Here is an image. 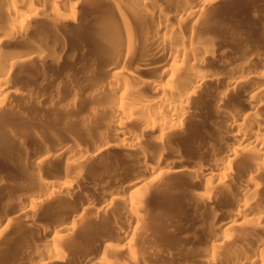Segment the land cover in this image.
I'll use <instances>...</instances> for the list:
<instances>
[{
  "label": "bare ground",
  "instance_id": "1",
  "mask_svg": "<svg viewBox=\"0 0 264 264\" xmlns=\"http://www.w3.org/2000/svg\"><path fill=\"white\" fill-rule=\"evenodd\" d=\"M78 1L0 0L5 8L0 16V113L6 111L7 97L17 92L12 81L17 65L46 62L57 53L76 56L73 49H66L61 34L64 38L56 34L48 37L50 41L26 35L33 19L54 25L63 20L77 23ZM213 1L86 0L89 13L101 17L82 30L87 42L83 46L89 50L77 52V65L81 70L97 66L98 76L87 78L102 85L91 94L103 102L97 113L111 134L90 148L81 146L80 138L68 136L46 145L41 141L40 151L22 153L20 168L37 172L22 173L28 178L22 188L28 191L16 197L17 207L1 206V258L14 253L20 264H123L106 257L107 251L121 245L100 234L102 228L96 226L101 219L123 215L125 230L115 226L113 232L122 241L136 235L142 226L139 212L151 189L188 176L195 187L183 199L200 198L209 204L208 218L190 217L193 224L207 228L203 241L208 264H264V48L256 44L244 49L245 42L233 50L231 40L236 34L225 28L224 18L225 23L211 12ZM63 9L69 15L61 14ZM6 45L12 46L6 49ZM44 70L33 71L45 75ZM198 112L205 114L203 120ZM214 116L224 118V124H213ZM206 120L210 129L201 125ZM143 136L156 146L144 149ZM173 137H184L189 149L205 147L207 163L200 157L196 160L188 149L170 146L175 144ZM111 150L122 161L136 160L146 174L121 179L120 172H112L111 182L100 186L102 192L86 195L81 186L88 164H97L98 157ZM44 159L50 167L46 172L41 170ZM54 162L58 166H51ZM70 196L75 202H62ZM215 200H221L225 210L211 207ZM46 202L56 205L48 221L39 212ZM20 223L39 233L17 246ZM91 231L97 233L90 235ZM82 237L88 244L82 245ZM129 254L134 260L129 264H146L145 256L131 250Z\"/></svg>",
  "mask_w": 264,
  "mask_h": 264
},
{
  "label": "rangeland",
  "instance_id": "2",
  "mask_svg": "<svg viewBox=\"0 0 264 264\" xmlns=\"http://www.w3.org/2000/svg\"><path fill=\"white\" fill-rule=\"evenodd\" d=\"M213 2L215 4L213 3L214 7L210 8L211 12L214 11L215 17L219 19L221 17L220 20L222 22L225 23L226 21L225 28L227 26L230 28V32L234 30L232 33L236 34L234 35L236 37L231 40V48L233 47V50L238 48V46H244L245 42L246 46L244 49L246 47L251 48L256 44L264 48V38H262L264 35V0H214ZM85 3L86 0H80L75 6V10L77 9L76 7L78 9L74 13L80 18L77 23L63 20L54 25L45 19H36V21L33 19L28 27L26 38L38 36L39 39L45 38L50 41L52 36L61 34L65 37V43H68L66 49H73L76 52V56L79 50L88 51L89 49L87 48L89 47H84L87 42L83 39L85 36H83L82 30L85 32L86 29L91 28L92 24H95V20L97 24L101 14L89 13L91 8L87 10L88 7L84 5L88 6V4ZM93 6L99 7L98 4H93ZM2 8L1 5L0 16L5 14V8L4 11ZM60 12L65 14V16L70 13V11L64 9ZM83 14L85 19H81ZM1 30L5 31L6 27L2 26ZM238 32L241 33L242 38H239L241 36H238ZM258 34L260 35L258 36ZM63 36L61 38H64ZM48 37L51 38L49 39ZM82 39L84 43L80 42ZM240 41H243V43L241 44ZM247 44L249 45L247 46ZM11 46L6 45L5 48H11ZM57 54L61 56L59 53ZM57 54L53 55L52 58L50 57V60L46 62H37V60L34 62L32 60V62H22L13 71L12 81L13 86L17 88V92L7 97L4 102L6 111L0 113V147L2 146L5 149L0 151L1 217L3 216L2 204L17 207L18 203H16V200H18L20 193L28 191L22 188L24 181L28 179L24 175L25 171L32 175L36 171L32 169L22 170L20 168L19 162L24 151H40L42 145H39L41 144L39 142L43 141L46 145L47 142L49 144V141H53L52 139H55L54 141L56 142L57 137L58 141H64L61 139L65 138L67 140L69 137L76 136V138H80L81 146L88 145L87 147L89 148L90 146H96L97 143L100 144V140L104 141L107 133L108 137H110V131L108 128L105 129V125L102 124V117L97 113V110L103 106V102L95 97L94 99L91 94L96 90L99 91L97 88L101 90L102 85L100 86L98 82L90 83L88 79L89 76L91 78L98 76L97 66L93 68L84 67L83 71L81 70L82 68H78V56L71 57L64 54L61 56L62 58H58ZM38 68H44L46 74H36L35 72ZM243 98L245 97L242 95L241 99ZM198 114L200 115V112ZM204 115L203 112L200 115L202 120ZM210 121L215 125L224 124V118L222 117L214 116ZM207 123V120L202 122L201 125L204 129H210L211 124ZM127 128L131 130L130 127ZM210 136L212 137L211 134ZM108 137L107 139H109ZM183 139L184 137H173L171 143L174 142L175 144L170 146L176 149L179 148L182 151L188 149L189 153H193L192 156L196 160L201 158L203 162L207 163L209 154L206 153L205 147L198 149L199 155H197L195 151L198 150L187 148ZM226 140L232 142L229 138ZM141 141L144 149L156 146L147 136H143ZM37 144L38 147L36 148ZM39 146L41 147L39 148ZM122 159L116 150H111L100 155L98 162H96L97 164H88L86 168L88 175L81 186L83 187V192L88 196H97L102 192L100 188L111 182L112 172L114 175L120 172L119 178L121 179L131 175L140 177L146 174L147 171L141 166L139 167L136 160L126 159V161H122ZM41 162L43 163L41 170L44 172L48 171L50 168L46 164L48 159H44ZM53 164L51 166H58L55 162ZM60 165V168H63L64 164ZM189 179L190 177L188 176L173 178L153 187L150 196L147 198L146 206L139 212L143 223H141L142 226L139 227V231H143L136 235H129L123 241L113 232L115 226H122L121 218L123 215L113 220L108 215L102 218L101 222L96 226L97 228H102V231H99L100 234L106 235L113 243L117 242L121 245L119 249L107 251L106 257L114 262L129 264L134 261L129 254L131 250L135 255L145 256L147 258L146 264H208L207 250L203 241L207 228L201 223L193 224L194 222L190 221V217L195 219L208 218L209 204L200 198L183 199V195L186 194L188 189L195 187L192 182L188 181ZM112 185H116V183ZM145 186L147 185L144 184ZM75 200L73 196H70L62 202L69 204L73 203V201L75 202ZM210 206L218 210H225L221 200H215ZM55 211L56 205L48 202L42 204L39 208L41 217L47 221L54 216ZM131 222L133 225H137L136 220ZM17 227V237H15L17 246L24 245L31 238L38 236L37 228L25 227L24 223H20ZM145 227H147L148 231H144ZM122 229L125 230V227L122 226ZM95 233L91 231V234H89ZM80 240L83 241L82 245L84 243L88 244L84 237ZM12 243L13 241L10 244L12 245ZM241 248L243 249L242 246L239 247V249ZM244 248L248 249L247 245ZM79 252L82 255L84 251ZM7 258L1 259L5 262L7 260L8 263L0 260L3 262H0V264H20L16 261L14 253L9 257L7 256ZM9 258L15 261H11Z\"/></svg>",
  "mask_w": 264,
  "mask_h": 264
}]
</instances>
